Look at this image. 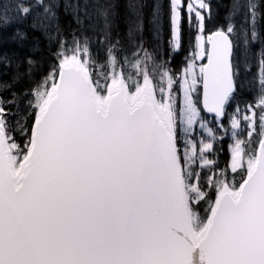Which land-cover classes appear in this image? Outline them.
I'll return each mask as SVG.
<instances>
[{
	"label": "snow or ice",
	"instance_id": "snow-or-ice-1",
	"mask_svg": "<svg viewBox=\"0 0 264 264\" xmlns=\"http://www.w3.org/2000/svg\"><path fill=\"white\" fill-rule=\"evenodd\" d=\"M38 5L43 0L11 7L47 31L56 14L43 5L45 24L33 16ZM168 5L171 53L182 48L185 20L196 30L182 76L146 50L121 57L118 42L101 60L87 37L68 41L57 25L56 63L25 93L26 110H12L17 93L0 95V264H264V49L256 99L228 112L244 87L236 49L243 46L247 67L249 55L257 56L251 45L264 43L257 5H233V14L247 9V31L229 22L207 36L206 0ZM98 11L107 40L108 7ZM0 62L11 66L7 56ZM24 63L18 77L32 74L34 61ZM201 87L202 101L193 96ZM10 88L0 83V91ZM200 103L225 133L230 121L224 169L213 158L218 136ZM197 123L207 137L198 143ZM244 125L247 138L237 131Z\"/></svg>",
	"mask_w": 264,
	"mask_h": 264
},
{
	"label": "trees",
	"instance_id": "trees-1",
	"mask_svg": "<svg viewBox=\"0 0 264 264\" xmlns=\"http://www.w3.org/2000/svg\"><path fill=\"white\" fill-rule=\"evenodd\" d=\"M247 1L249 2V0H208L207 3L210 5V11L205 13L204 34L207 36L213 31L226 28L229 22L238 31H245L244 25L238 26L240 23L236 19L237 12L233 14V5L236 3L245 5ZM252 1L257 5L261 19H263L264 0ZM72 2L73 0H43V5L51 7L52 10L57 8L58 20L56 27L57 25L59 26L62 38L71 41L73 34L85 37V33L81 29V24L88 22L84 11L87 10V3L92 2L91 5L95 4L88 13L89 15L94 14L99 17L97 23L92 24V26L98 28L100 34L95 38H93L92 34H89L90 38L88 37V39H90L89 42L93 55L98 54L101 60L105 57L108 44H116L118 42L119 55L121 57L128 55L131 59L137 52L143 55V50H146L153 54L159 62L169 61L168 66L179 77L182 68L186 66L191 57L195 46L196 30L195 28H190L186 20L182 26V48L178 53H171L169 41L172 38V32L168 0H87L86 4L83 0L78 5ZM43 5H40L42 9ZM133 5H136V7L134 8ZM103 6L108 7L109 27L107 40H105L104 33V17L98 11ZM36 9L37 7L34 10ZM77 17H79V23L75 21ZM28 21L26 18L22 24ZM262 23L264 24L262 20L257 19L258 27ZM30 25H25L19 31H13L10 35L3 36L0 40V57L7 56L11 62L10 67L0 62V83L11 85L10 89L0 91V95L10 97L11 92L17 93L16 106L12 110L16 111L18 109L21 113L26 110L27 97L25 93L51 71L56 63V52L58 49L56 29L51 26L47 31L44 29L34 30ZM17 33L24 34V38L21 39ZM261 49H264V46L260 42H257L255 47L251 46L252 52L257 55ZM242 56L244 62V55ZM27 58H31L34 61L32 74L30 77H18L17 70L19 69L20 72H23L24 68L27 67L24 63ZM249 69L248 80L254 75L251 68ZM240 79L243 81V76ZM252 85H249L244 92L241 91L237 100L229 107L228 112L231 111L232 114L234 112L232 110L233 107L237 105L244 111L245 105L252 103L250 100ZM199 98L200 93L198 94ZM198 106L200 107V104ZM201 116L208 123V126L213 127L217 133L218 139L214 144L215 155L213 158L219 169H224L230 162V145L234 142L232 139V129L228 122L229 119L226 117L223 121L224 128L228 129L227 133H225L223 129L216 126L213 118L207 117L203 114L202 110ZM237 131L242 138H247L248 129L246 125L242 126V130ZM194 136L197 143L201 137L207 139L203 130L199 128L198 123L195 126ZM252 139L255 141L257 137L253 136Z\"/></svg>",
	"mask_w": 264,
	"mask_h": 264
},
{
	"label": "rangeland",
	"instance_id": "rangeland-1",
	"mask_svg": "<svg viewBox=\"0 0 264 264\" xmlns=\"http://www.w3.org/2000/svg\"><path fill=\"white\" fill-rule=\"evenodd\" d=\"M82 1L83 0H73L72 3L75 4V5L76 4L78 5ZM84 1H85V4H86L87 0H84ZM92 2L87 3V10L84 11L85 15L87 16L88 22L87 23L84 22L83 24H81V29L83 30V32L85 33V37H87V38L88 37L90 38L89 34H92L93 38H95L96 36H98L100 34V30L98 28L92 26V24L97 23L99 17L97 15H94V14L93 15H89V13H88L89 10L91 9V7H93L95 5V4L91 5ZM251 2L253 3L252 0H251ZM13 3H14V0H5L2 3L3 7L0 8V15L3 14L4 8H7L8 9L7 16L9 17L8 24L5 25V26H0V40H1V38L3 36H8L13 31H19L20 28L24 27L25 25H29L32 22V16L27 18L29 21L26 22L25 24H22L24 19H21L20 21L16 22L17 20H19V18H18V15H17L16 11H15V8L11 7V5ZM247 3H248V1L246 2V4ZM52 11L55 12L56 19H55V21H53L51 23V26L54 29H56V24H57V20H58L57 8L53 9ZM236 14H237V18L236 19H238V21L240 23L238 26L241 27V26L244 25V29L245 30L247 28H250V24H248V26H246L247 23H245V18L248 15L247 9L244 8V11H243V8H240L237 11ZM33 16H38L39 19L41 20V22H43L45 24L48 23L47 16H46V14H44L43 9L41 8L40 5L37 6L36 10H33ZM95 18H96V20H95ZM257 19H260V20H262V22H264L263 21L264 18L261 19V15H260L259 10L257 11ZM12 21L16 22V23L11 24ZM75 21L77 22L76 19H75ZM20 24H22V25H20ZM97 30H99V31H97ZM256 30H257L261 40H264V24L263 23L260 24V27H258L257 24H256ZM76 37L81 38V39L84 38V37H80V36H76ZM89 41H90V39H89ZM257 42H260V40H258ZM237 44L238 45L240 44V40H237ZM261 45L264 46V43H261ZM251 46L255 47V43L252 44ZM240 52H241V54H240ZM251 52H252V50H251ZM236 53H237V57H238L239 65H240V73H241L240 77L243 76V81L242 82H243L244 87H243L242 91L244 92L249 85L253 84L252 87H251V91H250V100L253 102L256 99V93L258 91V84L255 83V79H254L257 76V74H258V55L255 58H253L251 55H249L248 66L245 67V64H244V62L242 60L243 59L242 55L245 56V53L243 52V46L242 45L237 48V52ZM190 59H191V57L189 58V60ZM200 63H201V61H197V65H199ZM184 67H186V66H184ZM184 67L182 68L180 76H182ZM249 68H251V70L253 71L254 75H252V77L248 80V72H249L248 69ZM254 84H255V86H254ZM178 93H179V95H178ZM198 94H199V92L198 93H194L193 94L194 98H198ZM182 101H183V93L179 90V87L176 86V87H174V102H175V106H176L177 110H179L180 106L182 105ZM235 108H236V106H234L232 110L235 111ZM229 115H231V111L229 112ZM228 122L230 123L229 120H228ZM253 136L257 137L255 133L253 134Z\"/></svg>",
	"mask_w": 264,
	"mask_h": 264
},
{
	"label": "water",
	"instance_id": "water-1",
	"mask_svg": "<svg viewBox=\"0 0 264 264\" xmlns=\"http://www.w3.org/2000/svg\"><path fill=\"white\" fill-rule=\"evenodd\" d=\"M202 98H203V97H202V93H201V101H202ZM201 108H202V110H203V105H202V103H201ZM203 112H204L205 114L211 116V115H210L209 113H207L206 111L203 110Z\"/></svg>",
	"mask_w": 264,
	"mask_h": 264
}]
</instances>
